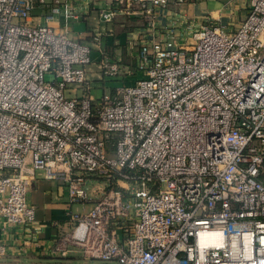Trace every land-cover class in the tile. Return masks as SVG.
<instances>
[{"label":"built area","instance_id":"1","mask_svg":"<svg viewBox=\"0 0 264 264\" xmlns=\"http://www.w3.org/2000/svg\"><path fill=\"white\" fill-rule=\"evenodd\" d=\"M50 1L46 23L33 22ZM64 1L0 0V225L35 220L28 191L42 172L69 205L95 199L67 211V242L88 259L264 264V0H249L233 31L143 42L132 79L110 89L105 79L125 71L105 53L93 62L101 33L87 43L48 23L75 16ZM169 3L128 0L127 11L154 26ZM7 252L0 243V261Z\"/></svg>","mask_w":264,"mask_h":264},{"label":"crops","instance_id":"2","mask_svg":"<svg viewBox=\"0 0 264 264\" xmlns=\"http://www.w3.org/2000/svg\"><path fill=\"white\" fill-rule=\"evenodd\" d=\"M127 1L65 0V3L73 7L75 16L66 18L63 14H57L48 23L59 30H63L66 25L70 38L87 43H94L93 34L99 31L103 50L93 48V62H97L103 53L107 54L110 59L121 63L125 71L115 80L128 82L133 76L126 73L136 72L138 48L143 42L168 38L172 33L170 29L178 41L189 44L194 41L193 34L201 26L222 25L233 31L250 8L249 0H186L183 4L170 0L168 7L154 8L155 24L152 26L147 15L127 11ZM52 7V1L44 5L35 4L31 20L46 23L45 16L51 13ZM137 7L133 5L134 9ZM112 9L117 11L115 16L110 21L104 20L102 12ZM92 78L98 79L94 75ZM28 201L36 209L32 223L0 225V243L8 251L7 257L0 264H63L56 263L63 261L58 250L61 240L65 241L69 252L75 249L67 242L72 225L67 211L70 209L75 213H85L93 206L95 199L69 205L66 189L57 181L44 178L41 172L28 191Z\"/></svg>","mask_w":264,"mask_h":264},{"label":"rangeland","instance_id":"3","mask_svg":"<svg viewBox=\"0 0 264 264\" xmlns=\"http://www.w3.org/2000/svg\"><path fill=\"white\" fill-rule=\"evenodd\" d=\"M193 42V41H192ZM131 79H129L130 81ZM106 82V86L107 88H113L114 86H116V84H119L120 82L116 81L115 79L112 78H106L105 79ZM102 81H96L94 83L93 89H92V93L95 97L99 98L102 93H103V89L100 87V85H102ZM93 185H97V186H102L104 184V180L101 179L100 177H95V179H93V181H91ZM122 184H124L123 181H121ZM97 194V193H95ZM63 261H57L56 263H68V264H113V263H104L103 261L97 260V259H88L85 256H83L80 251L75 248L74 250H72L71 252H68L66 257L62 256V258H60ZM66 260V261H65Z\"/></svg>","mask_w":264,"mask_h":264}]
</instances>
